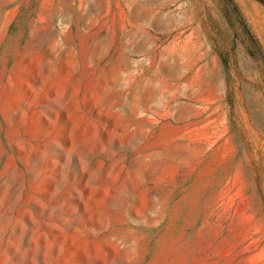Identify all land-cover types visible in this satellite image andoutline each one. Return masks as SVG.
I'll use <instances>...</instances> for the list:
<instances>
[{"label":"rangeland","instance_id":"obj_1","mask_svg":"<svg viewBox=\"0 0 264 264\" xmlns=\"http://www.w3.org/2000/svg\"><path fill=\"white\" fill-rule=\"evenodd\" d=\"M73 1L0 0V264H264V0Z\"/></svg>","mask_w":264,"mask_h":264},{"label":"trees","instance_id":"obj_2","mask_svg":"<svg viewBox=\"0 0 264 264\" xmlns=\"http://www.w3.org/2000/svg\"><path fill=\"white\" fill-rule=\"evenodd\" d=\"M230 2L233 4V5H232L233 8H234L235 10H238V11H239V9H238L237 5L234 3V1H233V0H230ZM239 12H240V11H239ZM240 20H241V23L243 24V26H244V28H245V32H246L248 38L253 42L254 46H255L258 50H260V45H259V43H258L256 37H255V36L252 34V32L250 31V28H249L248 25L246 24V21H245V19H244V16H243L241 13H240Z\"/></svg>","mask_w":264,"mask_h":264},{"label":"crops","instance_id":"obj_3","mask_svg":"<svg viewBox=\"0 0 264 264\" xmlns=\"http://www.w3.org/2000/svg\"><path fill=\"white\" fill-rule=\"evenodd\" d=\"M90 3H91V1H89V0H81V1H79L78 5H76L77 0L73 1V4H75V7L77 6L78 8H84L86 6H89Z\"/></svg>","mask_w":264,"mask_h":264}]
</instances>
